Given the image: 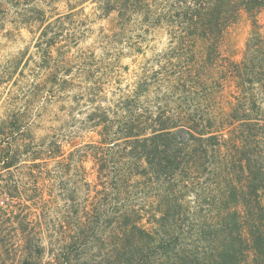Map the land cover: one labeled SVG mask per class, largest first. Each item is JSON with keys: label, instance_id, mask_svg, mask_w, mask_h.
<instances>
[{"label": "rangeland", "instance_id": "rangeland-1", "mask_svg": "<svg viewBox=\"0 0 264 264\" xmlns=\"http://www.w3.org/2000/svg\"><path fill=\"white\" fill-rule=\"evenodd\" d=\"M177 1L143 0L145 13H135L127 7L122 18L117 10L105 11L107 0L1 2L0 264H22L25 238L19 225L21 220L30 229L34 226L36 240L48 244L52 238L54 254L70 252V259L64 264H108L110 244L106 242L105 226L97 230V236H92L94 241L85 245L80 240L72 250L69 235L58 226L70 190L79 200L85 202L88 198L80 187L75 191L79 179L83 176L91 183L96 181L95 160L85 151L93 149L88 144H102L103 125H97L98 122L105 120L109 125L107 136L111 137L114 133L121 134L120 128L129 114L140 118L142 126L150 113L169 114L188 136L189 132L197 135L195 122L202 128L209 117H218L228 109L235 87L221 72L226 60L242 59L252 30L251 18L247 12H240L219 43L216 66L204 67L198 74L190 70L184 75L198 76L204 83L184 87L177 84L175 75L165 73L161 67L179 58L190 62L194 54L201 60L205 44L197 39L196 44L186 43L181 52L174 50ZM119 2L111 0L112 4ZM32 6L42 9L43 18L52 22L46 38L58 32L49 61L39 47L44 25L36 19ZM160 12H164L161 18ZM59 16L62 24L55 23ZM257 19L264 34V7ZM156 71H162L160 82ZM53 142L60 146L64 159L73 153L71 165L61 174L51 170L45 179L34 182L33 156L36 152L41 154L48 164L43 163L42 167L51 168L52 161L45 158ZM110 145L103 144L105 148ZM12 157L16 159L15 165L3 169V160ZM218 159L215 155L211 166ZM60 180L64 185H60ZM133 182L124 197L135 206L154 210L151 205L154 196L167 185ZM189 182L188 188L182 187L178 180L171 184L181 202L175 241L204 257V264H214L225 203L224 172L219 167ZM259 200L264 213V188ZM238 210L239 220L244 224L242 232L250 243L247 210L241 205ZM250 210L248 220L258 218L256 208ZM142 224L151 228L147 215ZM51 256L45 252L39 264L55 263ZM256 259L258 262L262 259L261 253L250 249L242 264H254Z\"/></svg>", "mask_w": 264, "mask_h": 264}, {"label": "trees", "instance_id": "trees-1", "mask_svg": "<svg viewBox=\"0 0 264 264\" xmlns=\"http://www.w3.org/2000/svg\"><path fill=\"white\" fill-rule=\"evenodd\" d=\"M106 3L105 11L117 10L120 18L127 12V7L132 12L145 13L143 0H120L119 4L107 0ZM263 7L264 0L177 1L173 33L177 45L174 50L181 52L186 43L196 44L197 39L205 44L201 60L194 54L190 62L179 58L161 67L165 73L175 75L177 84L184 87L204 83L198 76L184 75L190 70L198 74L200 69L215 65L220 57L219 43L224 32L237 20L240 12H247L251 18L252 30L242 59L226 60L221 72L222 77L235 87L228 109L218 117H209L202 128L199 122H195L193 127L197 135L189 132L188 136L169 114L150 113L143 126L139 124L140 118L129 114L120 128L121 134L114 133L111 137L107 136L109 125L105 120L98 122L97 125H103L100 132L102 144H88L87 147L93 149L85 151L95 160L96 181L91 183L83 176L79 179L75 191L80 187L81 191L88 193V198L85 202L79 200L70 190L62 221L58 224L62 233L69 235L71 250L80 240L85 245L94 241L92 236H97V230L105 226L108 229L106 242L110 244L106 256L108 264H204V257L175 241L181 202L171 184L178 180L182 187L188 188L193 178L220 167L224 172L222 197L225 203L219 226L221 236L213 254L216 257L214 264H242L250 249L261 253L262 259L259 262L254 260V264H264V245L261 246L264 242V213L259 200L264 188V34L257 19ZM31 9L44 25L39 47L49 61L50 48L57 43L58 32L46 38L52 22L43 18L42 9L36 6ZM163 14L160 12L158 17ZM55 23L62 24V17L59 16ZM161 72L156 71L159 82ZM52 144L45 158L52 161V169L42 167L43 163L48 164L41 154L36 152L33 156L31 176L34 182L45 179L51 170L61 174L71 165L73 153L64 159L60 146L56 142ZM103 144L112 145L105 148ZM215 155L219 159L211 166ZM15 163L14 157L3 160V169H10ZM138 180L156 187L167 185L154 196L151 204L154 210L135 206L124 197L128 187ZM60 181V185H64ZM240 205L248 213L250 243L242 232L244 224L239 220ZM250 208H256L258 218L248 220ZM145 215L152 225L150 229L142 224ZM24 224L23 220L19 222L25 238L22 264H39L45 252L52 255L53 264H64L70 259V252L53 253L52 238L48 244H43L36 240L34 226L30 229ZM54 225L55 222L53 229Z\"/></svg>", "mask_w": 264, "mask_h": 264}]
</instances>
